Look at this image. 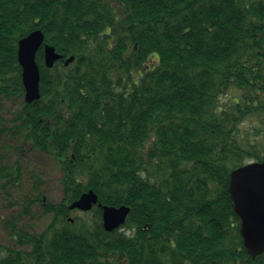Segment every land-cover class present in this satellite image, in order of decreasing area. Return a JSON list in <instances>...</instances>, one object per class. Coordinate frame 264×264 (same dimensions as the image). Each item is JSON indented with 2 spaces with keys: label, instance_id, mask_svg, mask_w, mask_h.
I'll return each instance as SVG.
<instances>
[{
  "label": "trees",
  "instance_id": "16d2710c",
  "mask_svg": "<svg viewBox=\"0 0 264 264\" xmlns=\"http://www.w3.org/2000/svg\"><path fill=\"white\" fill-rule=\"evenodd\" d=\"M36 30L62 58L37 51L28 104L17 50ZM6 100L22 101L2 128L58 162L62 198L42 204V233L6 221L17 247L0 264H264L229 193L264 161V0H0V113ZM89 191L130 208L120 228L98 205L74 215Z\"/></svg>",
  "mask_w": 264,
  "mask_h": 264
},
{
  "label": "rangeland",
  "instance_id": "374dc122",
  "mask_svg": "<svg viewBox=\"0 0 264 264\" xmlns=\"http://www.w3.org/2000/svg\"><path fill=\"white\" fill-rule=\"evenodd\" d=\"M152 57L158 58L157 54ZM156 63L151 59L148 69L154 68ZM21 101L6 100L0 113V247L6 248L17 247L5 228L7 220L14 219L19 226L42 233L49 221L43 214L42 204L57 203L62 198V173L58 162L2 128L12 125ZM11 173L20 176L19 182L5 183L3 174ZM73 213L82 215L79 211Z\"/></svg>",
  "mask_w": 264,
  "mask_h": 264
},
{
  "label": "water",
  "instance_id": "95a60500",
  "mask_svg": "<svg viewBox=\"0 0 264 264\" xmlns=\"http://www.w3.org/2000/svg\"><path fill=\"white\" fill-rule=\"evenodd\" d=\"M43 43L41 30L33 31L18 42L17 59L22 69L24 101L28 104L40 98V73L35 58ZM43 50L45 65L51 69L62 56L47 44ZM73 60V57L66 59L64 65L68 66ZM229 193L234 211L241 222L244 249L255 258L264 252V161L250 162L233 170L230 174ZM95 205L102 208V225L106 232L120 228L130 213V208L126 206H102L92 191L82 194L70 205V209L89 212Z\"/></svg>",
  "mask_w": 264,
  "mask_h": 264
}]
</instances>
